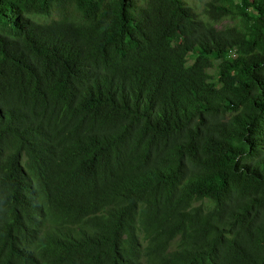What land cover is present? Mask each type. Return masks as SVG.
I'll return each instance as SVG.
<instances>
[{
	"label": "trees",
	"instance_id": "trees-1",
	"mask_svg": "<svg viewBox=\"0 0 264 264\" xmlns=\"http://www.w3.org/2000/svg\"><path fill=\"white\" fill-rule=\"evenodd\" d=\"M0 264H264V0H0Z\"/></svg>",
	"mask_w": 264,
	"mask_h": 264
},
{
	"label": "rangeland",
	"instance_id": "rangeland-1",
	"mask_svg": "<svg viewBox=\"0 0 264 264\" xmlns=\"http://www.w3.org/2000/svg\"><path fill=\"white\" fill-rule=\"evenodd\" d=\"M188 3H190L191 5H199V0H186ZM216 71L215 70H211V74H215Z\"/></svg>",
	"mask_w": 264,
	"mask_h": 264
}]
</instances>
